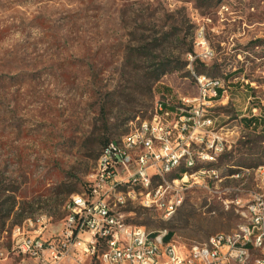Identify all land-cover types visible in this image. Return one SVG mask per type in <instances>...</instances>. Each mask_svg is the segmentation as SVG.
Returning a JSON list of instances; mask_svg holds the SVG:
<instances>
[{
  "label": "rangeland",
  "instance_id": "1",
  "mask_svg": "<svg viewBox=\"0 0 264 264\" xmlns=\"http://www.w3.org/2000/svg\"><path fill=\"white\" fill-rule=\"evenodd\" d=\"M202 37L214 58L204 64L205 75L195 63L189 71L225 79L221 104L214 102L210 115L224 134L240 130L233 161L228 154L217 165L224 181L189 189L169 220L137 203L122 210L126 222L173 232L191 250L245 220L225 204L239 190L245 201L257 172L231 180L237 174L231 169L264 168V157L259 164L245 154L264 147V0H0V181L9 190L0 215V264L21 262L12 233L28 218L50 219L45 238L59 233L66 206L87 190L107 143L128 135L137 118L152 120L159 103L180 108L182 98L198 97L187 68L159 82L155 77L158 65L181 68L190 53L199 54ZM252 117L263 123L245 131L242 123ZM57 191L65 203L51 207ZM14 196L19 205L6 218Z\"/></svg>",
  "mask_w": 264,
  "mask_h": 264
},
{
  "label": "built area",
  "instance_id": "2",
  "mask_svg": "<svg viewBox=\"0 0 264 264\" xmlns=\"http://www.w3.org/2000/svg\"><path fill=\"white\" fill-rule=\"evenodd\" d=\"M200 53L187 56L189 62L207 64L214 58L204 37L197 44ZM225 89L224 84H217ZM197 98L181 99L180 108H164L159 103L152 120H140L131 132L120 141L109 142L102 150L99 165L101 178L89 176L87 190L74 195L67 207V218L59 233L45 238L50 219L28 218L12 233L13 251L21 257L19 264H264V170H246L236 177L257 172L255 188L243 191L246 200L237 197L226 202L237 212L252 219L259 238L250 239L245 227L244 236L228 238L210 237L199 245V250L167 241L168 233L151 238L149 245H142L145 227L126 222L122 211L130 204H139L146 210L158 211L166 220L180 208V195L189 189H207V182H223L220 174L207 170L182 173L177 193H170L161 185V177L170 172L174 162L196 161V155L224 157L237 146L235 135L220 134L217 120L205 121V114H214L210 102L213 86L201 82ZM193 104V105H192ZM254 111V110H253ZM227 126V125H224ZM122 145L141 147V154H121ZM125 187H132V194H125Z\"/></svg>",
  "mask_w": 264,
  "mask_h": 264
},
{
  "label": "bare ground",
  "instance_id": "3",
  "mask_svg": "<svg viewBox=\"0 0 264 264\" xmlns=\"http://www.w3.org/2000/svg\"><path fill=\"white\" fill-rule=\"evenodd\" d=\"M193 63L195 62H189V65L192 66ZM196 77L199 78V80L196 81L198 89L201 88V82L204 83L205 86H213L214 93L210 94V102H216L221 96L220 91H224L223 87L217 84H224L225 79H210L205 76H196ZM205 121H214V118L210 114H205ZM222 131L223 129H220V134H224ZM121 154L127 156H135L137 154H141V147H133L132 145H122ZM221 158L222 157H215V156L203 157V155H196V161H189L188 164L187 162H174V164L170 165V172L164 173L162 175L161 185L167 186V188L170 189V193H177L176 184H178L179 180L182 179V173L195 172V170H207V172H210V174H220L217 165ZM97 165H99V160ZM259 170H264V168H260ZM246 176L248 177L249 175ZM246 176L236 177L235 174L228 179L241 180ZM92 178H101V171H95ZM212 184H214V182H207L208 190L210 185ZM125 194H132V187H125ZM182 203H183V194L180 195V207ZM45 217L46 216H40L37 219H45ZM240 226L245 227L246 233L247 235H249L250 239L259 238V229H255V223L253 222L252 219H247L245 217L244 222ZM233 236H244V229H236L232 233L218 234L213 237L228 238ZM151 238H160V233L159 234L151 233ZM168 241L175 242L174 239ZM149 242H150V233L142 232V245H149Z\"/></svg>",
  "mask_w": 264,
  "mask_h": 264
},
{
  "label": "trees",
  "instance_id": "4",
  "mask_svg": "<svg viewBox=\"0 0 264 264\" xmlns=\"http://www.w3.org/2000/svg\"><path fill=\"white\" fill-rule=\"evenodd\" d=\"M263 42H257V47L259 46V44H262ZM187 65L188 64H184L181 68H179L178 66H175L173 63H170L168 65H158L157 67V72H156V77H155V81L159 82L161 78H163L164 76L168 75V74H173V73H178L180 71H182L184 68H187ZM201 69V70H200ZM203 69V71H202ZM194 70L196 71V73H198L199 75H205L204 73L207 72V68L205 67L204 63H202L201 61L197 60L194 64ZM215 71V72H213ZM213 72V73H212ZM208 73H211L212 75H215L216 74V70H209ZM188 75L190 76V73H188ZM212 79H221V78H212ZM221 92V96L223 94V91H220ZM220 96V97H221ZM164 108L165 109H171V110H174L173 109V106L171 107H168L166 104H164ZM255 110V109H254ZM263 123V120L261 118H256V117H252L250 118L249 120H244V122L242 123V126H243V129L245 131H251L253 132V130H255L256 128H258L261 124ZM261 127V126H260ZM262 138H264L262 136ZM261 145L264 144V140L263 141H259ZM108 144V143H107ZM106 144V145H107ZM259 144V145H260ZM105 145V146H106ZM232 153L229 154V158L230 160L229 161H233L234 157L233 155H231ZM246 155L250 156V157H259V164H261V161L264 157V147L262 146H257V147H254L252 150L250 151H247L245 152ZM228 156L225 155L223 158H221L220 160L223 161L225 159V157ZM220 161V163H221ZM242 163L244 164V162L242 161ZM264 166V165H262ZM229 167H234V166H228ZM260 167V166H259ZM258 168V167H257ZM241 169L243 168H237L235 170L231 169L230 173L233 174V173H238L241 171ZM246 169H256V168H246ZM230 174V175H231ZM4 181H0V215L3 213V203L5 201V197H6V193L9 192L8 189L4 188ZM71 193H74V192H71ZM63 196V194L61 192H58L55 194V201L53 203L49 202V204L51 205V207L53 205H58V206H62L64 203H65V200H61V197ZM11 205L9 207V209L7 210L6 212V218H9L12 214H14L16 208L18 207L19 203L17 201V197L14 196L13 198H11ZM34 204H31V208H34ZM27 206H21L20 207V210H21V221L25 219V213H27ZM174 237V233L173 232H169L168 236H167V241L168 240H172Z\"/></svg>",
  "mask_w": 264,
  "mask_h": 264
},
{
  "label": "crops",
  "instance_id": "5",
  "mask_svg": "<svg viewBox=\"0 0 264 264\" xmlns=\"http://www.w3.org/2000/svg\"><path fill=\"white\" fill-rule=\"evenodd\" d=\"M217 104L220 105L221 104V101L218 100Z\"/></svg>",
  "mask_w": 264,
  "mask_h": 264
}]
</instances>
